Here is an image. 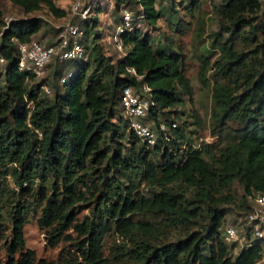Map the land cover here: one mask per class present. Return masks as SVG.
I'll use <instances>...</instances> for the list:
<instances>
[{"label":"trees","instance_id":"16d2710c","mask_svg":"<svg viewBox=\"0 0 264 264\" xmlns=\"http://www.w3.org/2000/svg\"><path fill=\"white\" fill-rule=\"evenodd\" d=\"M10 1L25 13L45 6L56 17L66 15L51 0ZM114 1L117 11L120 4L132 2ZM134 1L142 6L144 21L155 26L160 17L156 0ZM197 1H192V9ZM219 8L220 28L231 37L215 39L211 44L219 53L213 61V74L218 79L211 87L210 114L211 133L218 136V141L198 147L184 136L186 121L178 124L167 110L180 103L183 93L192 95L181 61L177 55L154 50L150 36L139 28L120 35L126 51L115 63L104 55L94 34L86 44L89 59L70 71L64 83H52V96L42 90L45 80L36 82L37 77L18 71L16 65L17 45L31 42L42 20L13 21L4 30L0 43V54L6 60L4 85L0 80V234L5 213L10 207L15 209L10 216V240H2L0 235V264L3 248L7 256L4 264H78L71 256L59 263L37 259L36 253L26 247V207L19 197L30 196L36 187V197L43 202L37 225L46 231V243L52 248L63 239L73 241L86 264H109L102 242L112 227L132 239L137 232L139 237L134 238L135 246L129 254L132 264H254L260 258L259 241L243 246L233 256L236 242L224 241L225 210L215 196L239 183L244 196L250 197L248 202L243 196L237 206L245 214L253 193L264 192V22L257 17L261 2L221 0ZM96 21V17L80 21L86 39ZM245 28L248 31L243 39L250 38L253 46L245 43L239 48L234 37L242 35ZM52 44L56 41L47 45ZM90 61L94 64L92 71ZM211 67L208 55H203L198 71L201 83L206 82ZM128 68L142 76L141 80L128 73ZM62 74L57 65L55 79L60 81ZM142 83L151 88L154 107L150 117L158 124L162 114L166 116L164 121L178 124L170 140L159 136L151 147L128 131L126 120L118 114L121 90ZM109 144H113L112 151ZM152 154L159 155V164L151 161ZM96 170L98 176L90 179ZM111 170L118 175L109 177ZM130 171L141 174L150 186L148 196L127 176ZM7 176L16 189L3 182ZM121 176L128 178L127 184L122 183ZM189 191L191 196L187 195ZM96 194L107 209L79 221L77 206ZM223 200L230 202L233 196ZM200 208L206 210L209 219L202 230L159 246L149 241L157 227L130 217L137 212L151 213L179 225L196 218ZM69 230L75 238L67 233Z\"/></svg>","mask_w":264,"mask_h":264},{"label":"rangeland","instance_id":"374dc122","mask_svg":"<svg viewBox=\"0 0 264 264\" xmlns=\"http://www.w3.org/2000/svg\"><path fill=\"white\" fill-rule=\"evenodd\" d=\"M56 7L63 9L66 13L65 17L54 16L45 6H42L37 11L25 13L23 9L11 2L10 0H0V43L4 30L9 27L11 22L23 20L27 18H40L42 20V27L40 31L33 36L32 41L40 42L42 44H48L49 42L57 40V34L59 28L67 21H73L74 23H80V19L71 13V5L74 0H51ZM87 1V0H85ZM193 0H156L155 7L160 12V17L155 26L148 24L147 22H141L138 27L142 34H148L151 38L152 47L154 50L164 51L167 54L177 55L182 64V71L185 77L188 79L192 89V95H181V101L179 104L167 109L170 111L173 119L181 124L186 121L185 138H190L193 143H199L201 141L204 145L215 144L218 141V136H214L210 129V114L212 106L211 87L215 79L218 77L213 74V61L218 56V51H214L211 47L213 41H224L230 38V33L224 32L220 28L221 15L220 4L221 0H198L196 7L191 8ZM261 10L257 13L258 20L264 22V0H260ZM114 0H100L98 5L100 8H95L89 17H96L95 27L90 30V37L85 38V43L88 45L91 43V39L94 34H97L96 42L101 47L105 56L110 57L112 62L115 63L118 59L124 56L126 49L119 51L114 42V23L118 18V11L115 7ZM134 13L139 9L135 1L129 4ZM98 10V11H97ZM223 23H226L224 20ZM248 29H244V33L239 37H234L235 45L242 48L243 44H247L249 47L253 46L250 38L243 39L247 35ZM261 39L260 35H258ZM93 45L90 49H92ZM207 50L210 52L207 53ZM203 55H208V58L212 64L206 74V82L201 83L198 75L201 60ZM82 63V60H69L66 62H60L56 57L47 64L44 73L36 78V82L45 80L47 83L42 90L47 95L52 96L54 90L51 87L52 83H60V81L53 75L57 65L62 71V75L68 74L70 71H76L78 65ZM91 69L93 70L94 64L90 61ZM5 64L0 66V73L2 76L0 80L4 85V72ZM89 71V72H90ZM68 77V76H67ZM222 80V79H219ZM123 117V112L118 107ZM124 118V117H123ZM166 116L159 114V121L162 122ZM148 123L156 128L157 123L151 118H148ZM192 131V132H191ZM125 141V139H121ZM112 151L113 144H109ZM140 147V145H136ZM136 151L139 148L135 149ZM151 161L159 164V155H151ZM114 170V169H113ZM99 170H96L89 177L93 179L98 176ZM137 186V189L145 196L150 193V186L146 181L142 180L141 174H135L130 171L126 173ZM118 172L110 171L109 177L117 176ZM128 178H122V183L127 184ZM95 181V179H94ZM3 182L13 189L15 187L10 176L3 178ZM37 187L31 189L30 196L26 198L19 197L22 204L26 209L24 216L26 223L24 225V238L25 245L28 249H32L37 256V259H45L49 262H63L67 257L71 256L76 259L78 264H86L84 260L79 257V253L76 250L74 242L68 239H63L55 247H49L46 243V231L42 230L37 225V219L40 216V208L42 201L36 197ZM97 195L91 198V200L80 203L77 208V217L81 221L85 215L94 217L98 213H102L107 209L103 203V198L97 199ZM187 195H192V191ZM233 196V200L230 202L224 201L226 196ZM244 188L239 183L235 182L230 187L220 190L216 194L215 199L221 209L225 210V225L230 223L234 219H237L244 215V211L241 212L238 208V203L245 197L250 202L249 196H244ZM244 196V197H243ZM27 199V200H25ZM18 200V198H17ZM15 200L13 204H15ZM11 205V203H10ZM206 209V207L203 205ZM14 207H10L4 215L3 224L1 226L2 240L11 238V220L10 216L14 211ZM200 208L197 211L198 216L192 220L182 222L181 224H174L165 220L162 216L154 215L151 213L137 212L130 215L133 221L147 222L157 227V232L153 236H149V241L153 245L159 246L169 242L178 241L184 238L191 232L202 230L208 223V217L206 210ZM201 213L202 215H199ZM107 219V216H105ZM72 238L76 237V234L69 230ZM135 239L139 236L137 232H134ZM134 238L120 235L118 231L112 227L104 236L102 242L103 255L107 259L109 264H132L131 258H129L130 251L135 246ZM241 237L236 242V246L233 249V256L238 254L244 245ZM207 253V250H204ZM18 258V254L15 256ZM7 260L6 251L3 248L1 251V264H4Z\"/></svg>","mask_w":264,"mask_h":264},{"label":"built area","instance_id":"2783aa9c","mask_svg":"<svg viewBox=\"0 0 264 264\" xmlns=\"http://www.w3.org/2000/svg\"><path fill=\"white\" fill-rule=\"evenodd\" d=\"M99 2L100 0H74L71 5V13L76 15L80 21L87 20L90 18L92 10L100 8ZM138 7L139 9L134 13L128 4L122 3L119 6L118 18L114 23L113 31L114 42L119 51L124 49L120 35L132 32L141 25V22H144L143 8L140 4ZM84 39V27L80 23L67 21L58 30L56 44L47 45L36 41L19 43L16 50L17 69L39 77L44 73L45 67L53 57H57L60 62L78 59L87 61L90 50L86 48ZM5 63L6 60L0 54V66ZM127 71L134 75L138 81L141 80L142 76L137 75L133 68H128ZM70 75L71 72H68L67 76ZM67 76L61 77V84L66 81ZM120 107L127 122L128 131L150 147L158 142L159 136L170 140L172 130L178 126L175 121L171 123L159 122L156 128L148 123L154 102L151 100V88L145 83L138 86H125L120 94ZM200 143L201 141L192 145L198 147ZM231 222L222 227L224 241L233 243L241 237L245 242L243 246L251 245L253 241H259L262 247L261 254L254 264H264V192L253 193L250 209L243 216Z\"/></svg>","mask_w":264,"mask_h":264}]
</instances>
